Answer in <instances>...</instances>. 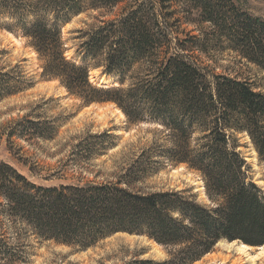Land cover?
Here are the masks:
<instances>
[{"label":"trees","instance_id":"16d2710c","mask_svg":"<svg viewBox=\"0 0 264 264\" xmlns=\"http://www.w3.org/2000/svg\"><path fill=\"white\" fill-rule=\"evenodd\" d=\"M90 11L114 19L80 32L84 57L77 64L66 58L59 23ZM0 17L12 20L8 29L38 54L43 78L59 81L85 105L115 104L130 123L167 133L164 145L115 181L68 182L63 174V182L44 186L0 161V264H28L36 244L87 251L121 233L171 250L167 261L137 264H195L221 241L264 246V192L238 138L248 137L264 166V93L216 74L203 59L230 52L264 72L263 18L234 0H0ZM97 69L118 86H94L90 73ZM30 86L20 68L0 70V102ZM55 134L53 123L25 119L6 135ZM105 139L108 132L79 143L65 166L96 160L114 147ZM160 158L197 173L210 205L189 191L139 188L159 170Z\"/></svg>","mask_w":264,"mask_h":264},{"label":"rangeland","instance_id":"374dc122","mask_svg":"<svg viewBox=\"0 0 264 264\" xmlns=\"http://www.w3.org/2000/svg\"><path fill=\"white\" fill-rule=\"evenodd\" d=\"M238 7L264 19V0H234ZM119 12V11H118ZM116 13V15L118 14ZM113 17H102L99 12L71 15L59 23L66 47V58L81 64L82 31H88L102 21ZM14 22L0 17V70L20 68L23 77L31 83L30 88L0 102V161L14 166L31 181L44 186L58 185L60 175L68 182L115 181L136 162L143 153L156 150L165 144L167 133L161 126L150 123H130L122 111L112 103L85 105L79 98L71 96L59 81L42 77V64L38 54L29 47L20 33L8 29ZM188 32L193 29L184 26ZM213 60L203 58L218 75L238 77L247 81L254 90L264 93V72L257 66L242 61L237 55L226 52L214 55ZM91 82L100 88L118 86L102 69L91 71ZM30 121L54 124L53 139L33 138L9 139L6 135L15 123ZM108 132L114 147L102 151L101 156L81 166H65L79 143L94 135ZM239 151L251 167L254 182L264 192V166L246 135H239ZM153 154V153H152ZM157 161V159H156ZM158 171L139 186L144 192L189 191L198 203L208 206L204 182L186 165H171L165 159ZM241 242L221 241L214 251L195 264H264V254L253 262L247 255L237 253ZM232 245V246H230ZM245 245V244H244ZM232 248L228 252L226 248ZM247 246V245H246ZM250 247V246H249ZM264 248V246H262ZM262 247H250V256H257ZM171 250L159 246L148 238L137 235L117 234L92 249L78 251L52 242L36 244L28 264H137L140 261L164 262ZM229 256V257H227ZM227 258V259H226Z\"/></svg>","mask_w":264,"mask_h":264},{"label":"bare ground","instance_id":"6f19581e","mask_svg":"<svg viewBox=\"0 0 264 264\" xmlns=\"http://www.w3.org/2000/svg\"><path fill=\"white\" fill-rule=\"evenodd\" d=\"M230 246H232V245H230ZM228 247V248H226V250L229 252H231L232 251V248L231 247ZM249 250H251V248L249 247V246H246V245H244V244H241L240 246H238V248L236 249V251H237V253H242V254H244V255H247V258H249L250 260H252L253 262H256V260L260 257V255L262 254H264V248L262 247V248H259V251H260V253L257 255V256H250V254H249ZM227 257H229V256H227ZM227 259V258H226Z\"/></svg>","mask_w":264,"mask_h":264}]
</instances>
